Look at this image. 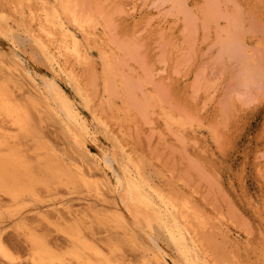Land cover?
<instances>
[{
	"label": "rangeland",
	"instance_id": "374dc122",
	"mask_svg": "<svg viewBox=\"0 0 264 264\" xmlns=\"http://www.w3.org/2000/svg\"><path fill=\"white\" fill-rule=\"evenodd\" d=\"M75 1L94 17L95 28L105 31L107 58L116 60L119 73L115 97L107 98L102 90V60L97 49H91L93 64L79 73L91 98L90 107L139 160L149 186L193 209L194 214L187 218L189 228L218 264H264V0H176L179 7L166 0ZM11 7L8 0H0L15 37L9 41L0 35V59H8L13 43L27 69L50 78L49 66L21 33L24 21ZM6 70L0 66V84H7V93L27 107L29 114L28 136L11 132L14 147H20L25 161L34 159L38 145L39 156L58 162L70 157L79 161L59 122L40 109L41 102L36 109L30 106L26 94L30 86L23 77L17 82L22 91L16 92L6 81ZM162 76H166L164 80ZM125 79L131 85L142 82L132 99L124 95ZM60 86L67 95L75 96L70 86L62 82ZM145 95H156L160 102H150L146 110H140ZM82 112L89 119L88 112ZM167 112L184 123L182 129L166 124L163 114ZM97 137L100 145L112 150L108 140L100 134ZM84 162V168L100 172ZM107 176L113 184L111 174ZM97 177L92 181L101 189L100 199L91 195L94 191L62 186L49 193L37 186L36 198H24L14 207L0 196V237L9 257L19 264H31L26 241L30 233L44 238L52 251L63 256L71 245L61 230L77 221L83 239L109 255L113 264H144L141 244L131 246L110 222L112 193L105 180ZM56 199L66 202L78 217L73 219L65 211L59 219L52 213L46 218L37 213ZM89 205L93 208L88 209ZM153 230L152 235L171 251L163 234ZM140 236L146 240V235ZM147 244L143 248L152 254V246ZM168 254L177 260L173 251ZM3 262L0 258V264Z\"/></svg>",
	"mask_w": 264,
	"mask_h": 264
},
{
	"label": "bare ground",
	"instance_id": "6f19581e",
	"mask_svg": "<svg viewBox=\"0 0 264 264\" xmlns=\"http://www.w3.org/2000/svg\"><path fill=\"white\" fill-rule=\"evenodd\" d=\"M166 1H171L178 7L180 5V2L176 0ZM8 3L12 5L11 9L17 13L21 22L24 21L21 25L23 28L21 33L28 37L46 65L49 66L50 78L37 74L30 68L27 69L22 62L23 57L18 54L16 47L11 43V48L7 53L8 59H0V66H5L7 69L6 81L13 84L12 88L16 92H21L22 85L20 83L17 86V82L20 77H23L30 86L29 89H26L27 101L30 106L36 109L41 102L40 109L59 122L61 129L68 136L67 141L74 147L80 160L75 161L76 158L71 160L72 157H70L65 159L66 161L63 159L60 162L52 161L49 157L39 156L37 151L41 149V146L38 145L33 152L34 159L25 161L21 155L20 147H14L16 142L11 132L17 136H28L30 133L27 107L20 105L12 95L7 93L6 83L5 85L0 84V196L7 198L14 207L24 198H36L37 186L46 189L47 193L62 186L68 190L82 187L94 191L91 192V195L94 193L95 198L100 199V197L102 198L101 189H97L95 186L97 183L92 181L100 176L103 181L105 180L107 190L112 193L114 201L108 208L110 210L109 220L115 229L121 231L131 246L138 247V244H141L144 264H218L213 255H210L205 249L203 242L197 237V233L189 228L190 224L187 218L190 214H194L193 209L149 186L141 175L139 160H136L133 154L125 149L124 144L119 143L115 133L101 114L90 107L91 98L88 99L86 89L83 88L85 87L84 83L82 85L79 75L82 69L85 70L88 66L91 68L90 65L93 64L91 49H97L98 58L102 60V90L107 98L114 95L115 78L116 75H119L116 71V60L110 62L109 57L107 58L104 46L106 33L104 30L98 31L95 28L94 17L83 10L75 0H8ZM7 21L9 19L7 20L0 8V35L12 41L15 39L13 28ZM15 28L18 29V26L15 25ZM165 77L162 76L161 80H164ZM89 79H92V76ZM60 82L70 86L75 96L67 95L61 88ZM141 83L131 85L128 79H125L123 82L125 97L132 99L135 87H139L142 85ZM103 93L101 92L100 95ZM75 97L80 100V103L76 102ZM100 100L103 102L104 99ZM155 101L160 102L158 96L145 95L144 102L139 106V109L146 110L150 102ZM83 109L88 112L89 119L83 114ZM163 115L167 125H177L176 127L179 129L183 128L184 123L176 120L173 114L167 112ZM98 134L108 140L111 151L98 143ZM201 144L203 145V143ZM205 146L204 143L203 148ZM93 150L94 153L91 152ZM84 160L87 161L86 163L96 166L100 172L94 173L89 167L84 168ZM107 173L113 177V184V181L111 182L107 178ZM98 178L97 180H99ZM65 203L57 199L53 200L49 206H45L48 207L47 209L43 212L40 209L37 213L42 218H46L49 216L48 214L52 213L59 219L61 211H65L73 219L77 218L78 213L70 211ZM89 208L93 207L89 205ZM16 209L18 211V208ZM15 213L17 212L15 211ZM78 224L79 222L76 221L71 227L64 226L61 230L65 242L71 245L63 256L52 251L47 241L41 236L32 233L26 235L29 246V262L31 264H113L109 255H103L96 247L91 246L83 239ZM153 228L163 234L168 247L171 246V251L167 247L164 248L161 242L152 235ZM202 229L206 231L205 227ZM141 234L146 235V240L142 239L143 236L141 238ZM1 239L0 237V258L5 264H19L6 253ZM147 243L152 246V254H148L149 250L143 248L145 244L149 246ZM101 250L103 251L102 248ZM172 251L177 260L168 254Z\"/></svg>",
	"mask_w": 264,
	"mask_h": 264
}]
</instances>
